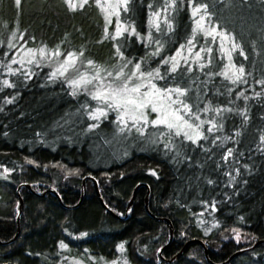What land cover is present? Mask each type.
Here are the masks:
<instances>
[{
    "label": "trees",
    "instance_id": "1",
    "mask_svg": "<svg viewBox=\"0 0 264 264\" xmlns=\"http://www.w3.org/2000/svg\"><path fill=\"white\" fill-rule=\"evenodd\" d=\"M102 4L88 0L72 10L65 0H20L19 5L0 0L1 242L18 231V186L31 185V190L20 189V234L9 244L0 243V264H122L119 254L126 264H211L198 243L176 261H166L191 239H202L210 261L223 263L264 240V0H175V7L173 0H128L127 10L123 0ZM202 5L210 14L206 27L218 24L239 45L233 50L224 41L231 64L245 69L235 83L222 74L232 77L233 70L219 37L213 43L198 30L195 47L188 51L187 41L204 15L203 10L195 17L192 13ZM118 22L129 31L112 39ZM155 41L163 47L153 56ZM181 45L185 47L177 56ZM41 46L59 49L61 57L83 52L81 59L102 66V73L123 68L130 74L136 63L145 72L158 69L164 77L152 80L158 88L188 90L181 99L195 115L182 114L200 126L203 137L194 143L151 123L137 125L141 134L131 121L124 127L113 113L92 120L89 112L98 102L88 93L73 95L68 80L52 77L45 67L25 73L12 62L20 48ZM202 47L213 49L211 64L206 53L197 61ZM171 57L178 62L175 72L171 60L163 63ZM209 122L216 125L211 132ZM88 174L96 176L106 205L117 216L101 204L92 181L73 207ZM138 185L128 217L120 218ZM47 188H54L62 201L53 193L37 194ZM159 218L170 220L174 228L161 256L170 231ZM229 264H264V243Z\"/></svg>",
    "mask_w": 264,
    "mask_h": 264
},
{
    "label": "snow or ice",
    "instance_id": "2",
    "mask_svg": "<svg viewBox=\"0 0 264 264\" xmlns=\"http://www.w3.org/2000/svg\"><path fill=\"white\" fill-rule=\"evenodd\" d=\"M68 6L72 10H76L77 7L83 8L87 3L88 0H79V4L73 3V0H65ZM97 6H100V0H96ZM127 3L128 0H123L124 9L127 10ZM16 4H20V0H16ZM111 7V5H110ZM115 7H119L117 4ZM172 7H175V0H173ZM203 10L204 15H201L199 20L196 21V28L193 29V38L187 41L188 44V51L191 52L192 49L195 47L193 42L195 38L196 32L199 30L204 33L205 37H211L212 42L214 43L217 37L220 38V48L222 53L227 55V58L230 64L227 66L233 70V76L229 77L227 72L222 73L226 76V78L232 79V82L235 83L238 80L243 78L245 69L243 66L239 67L238 69L235 68V65L231 64V52L226 51L224 48V41L228 40L231 43V48L234 50L239 48V45L235 44L234 36H231L226 31H221L220 26L217 25H209L206 27V22L210 19V14L207 12V5H202L194 9L192 15L195 17L197 13H200ZM156 16V23L155 28L157 31H160V24H159V13L154 14ZM118 16V13H117ZM111 21H109L110 23ZM152 21L150 20V24ZM164 23L168 25L169 30H171L172 25L165 17ZM129 31L127 26L117 23L115 35L112 39H117L124 35L125 32ZM131 33L136 34L135 27L131 28ZM107 34V30H106ZM149 41L152 40L151 32L148 34ZM157 44V49L153 56L159 55L160 50L163 45L160 41H155ZM184 45L180 46V49L177 50V56H181L182 50L184 49ZM29 53H32L33 50L29 49ZM212 52L213 49L211 47H202L199 52H197L196 59L197 61L203 59L201 53H206L208 57V63L211 64L212 62ZM116 53L120 56L123 60L124 55L120 51V47L117 45ZM39 54L43 57L46 55L45 49H39ZM54 57H59L61 55L60 51L57 49L56 51L52 52L51 54ZM80 56H83V52L79 53ZM240 55H244L243 50H240ZM247 57L245 56V59ZM78 57L76 53L69 52L65 58L64 63L60 65V67L52 73V77H56L57 74L60 76H65V74L69 71V69H74L76 65ZM172 62L171 71L175 72L178 67V62L176 57H171L168 59H164L163 63L168 64L169 61ZM30 63L32 61H29ZM187 62V61H185ZM15 63V61H13ZM128 63H132L128 61ZM94 62L89 60L88 66H93ZM205 65L201 64L200 67L203 68ZM127 67V64L124 65ZM108 77H112L113 73L108 72ZM234 77V78H233ZM28 78V77H26ZM164 79L159 73V70H153L151 72H145L141 70V63H136L134 65V70L127 74L124 72L123 68L116 72L115 79L110 80L107 84L104 83V79L100 75V70L96 72L94 76L91 78L88 77L87 73L81 74L78 79L69 80L68 83L73 87V95H75V89L83 88L87 91V85L93 83V81H98L99 85L96 87V90L90 92L89 95L93 100H96L99 103H102L103 106H98L89 112V117L94 120L98 121L101 117H107L109 111H115L118 113L117 121L124 125V127L128 126V122H132V127H135L138 132H142V128L137 127V125L147 126L149 123L153 126H165L169 132L175 133V135L180 136L183 135L186 139L193 141L194 143L197 142L199 139L203 137V133L199 131V125L194 126L192 123H189V120L185 118L182 113H187L189 116H194L195 114L192 112V106L185 104L181 97H185L187 95L188 90L180 87L175 88H158L155 83L152 82L153 79ZM145 81H147L145 83ZM4 84L11 87L12 85L9 84L8 81H4ZM173 95H175V99H173ZM11 103V101H7ZM179 107H174V106ZM151 109V112L157 114V118L155 120L149 121L148 116L146 113V109ZM217 113L221 111V109H215ZM226 111H230L227 109ZM199 119V117H196ZM204 122L201 121V124ZM212 123V122H209ZM98 125H92V127H96ZM216 125L212 123V127L208 129L209 132L215 128ZM124 129L121 128V131ZM264 140V136L261 137ZM167 147V145H165ZM229 155H231V150H229ZM227 159V157H225ZM7 171V170H6ZM71 174V173H70ZM154 174V173H153ZM236 232V238L239 239V232L238 230L233 229ZM61 246L64 247L63 243ZM122 250V246H121Z\"/></svg>",
    "mask_w": 264,
    "mask_h": 264
},
{
    "label": "rangeland",
    "instance_id": "3",
    "mask_svg": "<svg viewBox=\"0 0 264 264\" xmlns=\"http://www.w3.org/2000/svg\"><path fill=\"white\" fill-rule=\"evenodd\" d=\"M119 1L120 0H100V3L102 2L106 6V5H108V4L112 3V2L118 3ZM41 48L45 49L44 46H41L39 49H41ZM39 49H35V48L31 49V50H33V53L35 54L33 56L32 53H29V51H28L29 49L20 48V50L16 53L17 56H15V60H13V61H15V63L16 62L19 63L22 66V69L25 70V73H28L31 67H35V66L38 65L40 68H44V67L47 68V70L52 75V73L54 71H56L60 67L61 64L64 63V58H65V56L67 54L62 56V57H61V55L59 57H54L51 54H52V52H54L56 50H54V49L53 50L52 49H50V50L45 49L46 55L42 57L39 54ZM77 57H78V59L76 61V65H75L74 69H69V71L65 74V76H60L59 74H57V76L60 79H64V80H68V81L69 80H73V79H78L80 77V75L84 74V73H87L88 77L91 78L92 76H94L96 74V72L98 70H100V75L104 79V83L105 84H107L110 80H114L115 79V74H113L112 77H108L107 76L108 72L102 73V71H103V67L102 66L93 64V66L89 67L88 66V61L82 60L79 55H77ZM29 61H32V62L30 63ZM146 82L147 81H145V83ZM98 85H99V82L94 80L92 84L87 85V91H85L83 88H77V89H75V91L86 92V93L89 94L90 92L95 91L96 87ZM72 90L74 91L73 87H72ZM175 98H176L175 95H173V99H175ZM99 106H103L102 103H99ZM174 107H176V106H174ZM109 113H113L114 115L116 114L115 116L118 115V113L115 112V111H109ZM146 113H147L148 117L151 116V118H153L154 120L157 118V114L151 112L150 108L146 109ZM101 118H103V117H101ZM122 256H123L122 254H119L118 260L120 262H122V264H126V262L124 261L125 259ZM99 260L101 261V259H99ZM102 264H103V262H102Z\"/></svg>",
    "mask_w": 264,
    "mask_h": 264
},
{
    "label": "water",
    "instance_id": "4",
    "mask_svg": "<svg viewBox=\"0 0 264 264\" xmlns=\"http://www.w3.org/2000/svg\"><path fill=\"white\" fill-rule=\"evenodd\" d=\"M87 181H92L94 183V186H95V191L97 192V195L99 197V200L101 202V204L109 211L111 212L114 216H117L116 213L113 212V210H111L105 203L104 201V198L103 196L101 195L100 191H99V187H98V180L96 178V176H94L93 174H88V175H85L82 179V193H81V199L79 201V203L75 206H73L74 208L77 207L81 202L82 200L84 199L85 195H86V183ZM140 186L141 185H144V184H139ZM139 185L135 188L134 192H133V195L129 201V204H128V208H127V211L125 213V215L123 217L119 216L120 218L122 219H126L129 215V212L132 208V204H133V201H134V197H135V194H136V190L137 188L139 187ZM22 186H25L27 188H29L31 190V185L28 184V183H22L18 186L17 188V194H18V199H19V209H18V216H17V226H18V231H17V234L14 238H12L11 240L7 241V242H1L0 243H3V244H9L13 241H15L18 237V235L20 234V218H21V213H22V210L24 208V200H23V197L20 193V189ZM146 186V185H145ZM46 193H53L60 201H62L59 193L54 189V188H47L45 190H43L42 192H38L37 194H40V195H45ZM147 207V206H146ZM159 221H163L165 223H167V225L169 226V231H170V235H169V240L167 241V243L161 247V249L159 250V256H161L162 252L168 247V245L172 242L173 240V236H174V228H173V225L172 223L170 222V220L168 219H162V218H159L158 219ZM193 243H198L200 245L203 246L204 248V252H205V258L208 262H210L211 264H229L232 259L234 257H236L237 255L241 254V253H244L246 251H249L251 249H254L256 248L258 245L264 243V240H257L252 246L248 247V248H245V249H242L236 253H234L228 260H226L225 262L223 263H212L208 257V249H207V246L205 245V242L202 240V239H191V240H188L184 246L182 247V249L179 251V253H177V255H175L173 258L171 259H167L166 261L169 262V263H172L174 261H176L178 258H180L182 255L185 254V252L188 250L189 246Z\"/></svg>",
    "mask_w": 264,
    "mask_h": 264
}]
</instances>
